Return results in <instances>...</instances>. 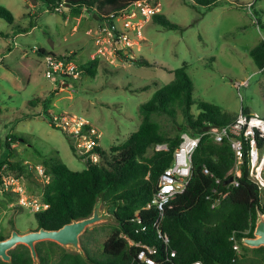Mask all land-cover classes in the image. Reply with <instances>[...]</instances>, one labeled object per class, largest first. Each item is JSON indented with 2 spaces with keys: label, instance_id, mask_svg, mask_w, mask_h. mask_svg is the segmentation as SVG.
Here are the masks:
<instances>
[{
  "label": "rangeland",
  "instance_id": "rangeland-1",
  "mask_svg": "<svg viewBox=\"0 0 264 264\" xmlns=\"http://www.w3.org/2000/svg\"><path fill=\"white\" fill-rule=\"evenodd\" d=\"M159 1L162 14L177 28L152 19L140 37H134L132 46L124 48L128 49L124 56L116 58L113 47L102 48L99 57L103 61L96 76L66 77L72 84L66 78L59 84L46 75L47 56L38 51L41 48L47 54L72 57L77 65L94 59L98 56V21L93 13L84 9L75 14L68 7L63 12L53 11L43 0H0V5L15 16L14 24L0 18V161L9 154L13 159H23L37 172L40 184L49 180L44 173L45 159L58 156L73 170L85 169L86 161L74 153L69 137L79 138L53 125L45 111L55 116L78 114L88 118L101 134L100 145L109 151L138 130L140 105L172 81L174 70L184 65L194 83L195 115L199 113L197 103L206 101L233 120L244 109L264 117V70L257 67L250 54L264 40V0H221L210 8L192 0ZM19 27L28 31L19 33ZM144 58L152 66L134 61ZM244 80H248L247 85H236ZM147 85L148 90H141ZM155 119L165 131H171L169 117ZM178 121H183L181 115ZM15 133L25 139L11 140L9 136ZM73 144L77 145L76 140ZM19 180V196L9 195L0 181L3 234L15 227L26 233L38 226L34 209L44 204L39 183ZM21 201L24 206H20ZM101 211L108 212L102 201ZM115 224L110 214L90 226L82 237L92 249L101 248L100 254ZM45 241L43 248L52 255L51 261L63 248L72 250Z\"/></svg>",
  "mask_w": 264,
  "mask_h": 264
},
{
  "label": "trees",
  "instance_id": "trees-1",
  "mask_svg": "<svg viewBox=\"0 0 264 264\" xmlns=\"http://www.w3.org/2000/svg\"><path fill=\"white\" fill-rule=\"evenodd\" d=\"M43 1L53 11L62 2L75 14H81L86 9L100 22L112 14L121 13L140 0ZM192 1L196 5L210 8L221 0ZM0 18L9 24L15 22L12 11L2 5ZM152 19L169 28L178 27L162 13L154 15ZM18 30L19 33L28 31L23 27ZM38 52L43 56L65 57L63 54H47L41 48ZM119 52L123 54L122 50ZM250 54L257 67L264 70V40L254 46ZM67 59L72 60V57ZM102 61L103 59L96 56L88 62L78 64V67L81 74L94 77ZM134 61L140 65L152 66L145 58ZM174 73L172 81L159 87L148 101L140 105L139 128L122 144L112 146L109 151L99 145L88 153L81 154L69 137L74 153L85 159V169L73 170L58 156L51 157L44 160V173L49 180L40 184L36 180L37 172L23 159H13V155L9 154L0 161L1 183V171L4 167L17 178L39 183L41 201L47 207L34 210L38 221L35 228L58 229L73 220L89 217L99 200L114 215L116 222L109 236L103 241L100 254L98 253L101 248L96 251L86 243L82 237L84 233L81 235V245L85 255L63 248L51 261L52 255L43 248L46 241H40L37 243L38 263L34 262L29 247L19 244L10 251L12 261L0 259V264H143L136 259L141 249L136 243L156 247L157 264H194L196 261L203 264H264V246L248 247L242 243L244 237L254 235L258 210L264 213V190L250 176V143L244 141V161L241 176L237 177L239 184H226L232 176L231 170L236 162L235 151L230 140L216 142L205 132L211 126L229 124L233 118L223 114L218 106L206 101L197 103L199 113L195 115L194 83L186 65L177 68ZM66 80L72 84L68 78ZM149 88L147 85L141 90ZM243 112L250 113L246 109ZM45 115L50 120L53 117L48 110ZM162 115L172 121L171 131H165L162 124L155 119V116ZM180 115L182 122L178 121ZM183 132L205 134L193 154V173L187 188L165 207L162 229L168 234L170 244L164 246L153 227L158 210L155 207L148 208V203L157 189L160 175L173 160ZM23 137L17 133L9 136L11 140ZM158 143H167L168 149L154 150ZM6 145L9 149L12 148L9 142ZM257 146L261 151L263 139L259 136ZM91 153L99 155L97 162L90 158ZM206 168L208 173L205 172ZM7 193L19 196L12 191ZM143 225L147 226L146 230H142ZM235 241L241 243L240 253L234 249ZM171 250L176 251L175 257L170 255Z\"/></svg>",
  "mask_w": 264,
  "mask_h": 264
},
{
  "label": "built area",
  "instance_id": "built-area-1",
  "mask_svg": "<svg viewBox=\"0 0 264 264\" xmlns=\"http://www.w3.org/2000/svg\"><path fill=\"white\" fill-rule=\"evenodd\" d=\"M250 7H252V4H249ZM65 8L66 5L62 2L55 6V11L63 12ZM162 12L163 6L159 0H140L121 13L112 14L109 18L100 21L98 23V33L95 36L97 45L95 54L100 56V53L104 52L102 48H107L108 46L113 47L116 58L122 56L119 52L120 50H123L124 55L127 54L128 49L124 48L126 46H132L134 37H140L145 24L151 21L154 15ZM45 56H47L45 73L48 77L57 79L59 84L66 77L76 79L81 75L78 65L72 63V60H68L66 56L64 58H58L53 55ZM247 84L248 80L236 83L239 87ZM51 122L56 127L65 129L66 131L68 130L67 132L74 138H79L73 139V141L76 140L77 145L74 146L81 154L88 153L95 146L100 145L99 137H101V134L88 118H85L83 115H53ZM205 133L210 134L217 142H222L224 139L230 140L236 154V162L231 171L233 174L231 184L234 185L239 184L237 177L241 176V166L244 161V141H248L250 143V176L259 185L260 189H264V117L259 116L257 113H245L241 111L239 116L231 123L223 126H211ZM203 134L193 135L188 132L181 134V141L174 151L173 160L160 175L157 189L148 203V208L155 207L158 210V216L153 222V227L156 229L158 238L163 241L164 246L170 244L168 234L162 229L165 207L173 198L184 192L187 188L193 173V154L199 146ZM257 136L263 139V148L261 151L257 146ZM167 149V143H158L154 147L156 151ZM90 158L94 162H97L99 155L91 153ZM205 172L208 173L209 170L206 168ZM1 173L4 190L20 194L22 188L19 185V178L10 174L5 167ZM217 181L220 180L218 179ZM223 196H226V194ZM20 203L25 205L23 201ZM41 207L46 208L47 205H38L34 210H39ZM146 229L147 226L143 225L142 230ZM135 245L141 247L136 256L139 262L143 264H157L155 254L158 253V249L156 247L142 243H136ZM234 249L237 253H240L241 243L235 241ZM170 255L175 257L176 251L171 250ZM194 264H203V262L196 261Z\"/></svg>",
  "mask_w": 264,
  "mask_h": 264
},
{
  "label": "water",
  "instance_id": "water-1",
  "mask_svg": "<svg viewBox=\"0 0 264 264\" xmlns=\"http://www.w3.org/2000/svg\"><path fill=\"white\" fill-rule=\"evenodd\" d=\"M30 1H32V3H37V0ZM232 181L233 176L226 181V184H230ZM109 213V211H101V200H99L91 216L73 220L58 229L40 227L39 229L30 230L26 233H21L15 229L9 237L0 240V258L7 262L11 261L9 251L19 244H25L29 247L34 262L38 263L39 253L37 250V243L45 240L55 241L66 248H70L73 251H78L82 255H85V250L81 245V235L90 226L108 218L110 214H112ZM242 243L248 247L264 246V213L261 210H258L254 235L244 237Z\"/></svg>",
  "mask_w": 264,
  "mask_h": 264
},
{
  "label": "flooded vegetation",
  "instance_id": "flooded-vegetation-1",
  "mask_svg": "<svg viewBox=\"0 0 264 264\" xmlns=\"http://www.w3.org/2000/svg\"><path fill=\"white\" fill-rule=\"evenodd\" d=\"M15 229H17L16 227H15ZM14 229V230H15ZM14 230H12L9 234H3V233H0V240H2V239H5V238H7V237H9L11 234H12V232L14 231ZM18 230V229H17ZM19 231V230H18ZM30 231V230H29ZM20 232V231H19ZM21 233H23V232H21ZM18 246V245H17ZM16 246V247H17ZM15 247V248H16ZM12 250V249H11ZM10 250V251H11ZM10 251H9V253H10ZM10 255H11V261H12V254L10 253ZM1 259V258H0ZM11 261H9V262H11Z\"/></svg>",
  "mask_w": 264,
  "mask_h": 264
},
{
  "label": "crops",
  "instance_id": "crops-1",
  "mask_svg": "<svg viewBox=\"0 0 264 264\" xmlns=\"http://www.w3.org/2000/svg\"><path fill=\"white\" fill-rule=\"evenodd\" d=\"M250 8H251V7H250ZM98 23H99V21H98ZM90 30H91V29H90ZM90 30H89V31H90ZM75 52H76V51H75ZM260 70H262V69H260ZM263 72H264V71H263ZM214 140H215V139H214ZM216 142H217V141H216ZM233 168H234V167H233ZM231 171H232V170H231ZM231 174H232V173H231ZM232 176H233V174H232ZM231 183H232V182H231ZM231 183H230V184H231Z\"/></svg>",
  "mask_w": 264,
  "mask_h": 264
}]
</instances>
